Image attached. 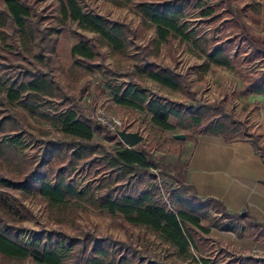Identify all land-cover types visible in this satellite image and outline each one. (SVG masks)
<instances>
[{
    "label": "trees",
    "instance_id": "1",
    "mask_svg": "<svg viewBox=\"0 0 264 264\" xmlns=\"http://www.w3.org/2000/svg\"><path fill=\"white\" fill-rule=\"evenodd\" d=\"M82 1L56 0V16L43 24L49 16L36 8L34 0H0V187L37 196L57 224L90 208L116 218L124 228L135 226L156 235L196 264H264V257L231 252L208 235L212 226L264 240V222L255 221L245 210L227 212L214 197L197 196L183 172L174 166L169 172L170 164L154 160L140 143L128 147L98 125L73 91V83L84 71L101 68L99 50L104 46L134 62L133 69L123 72L104 66L103 73L111 80L106 88L112 103L147 114L162 129L188 131L184 137L189 139L204 133L225 141L248 140L264 162L259 134L246 131L224 110L222 101L197 99L185 74L157 63L147 44L138 41L151 28L154 36L150 44L176 38L188 42L206 60L200 68L203 73L210 63L228 69L239 65L238 54L229 52L232 41L239 39L247 46L245 62L263 60L260 70L244 74L240 92L264 96L263 36L250 32L230 7V0H110L118 7L134 5L139 16L135 26L97 14L82 6ZM182 5L209 24L225 23L227 39L217 40L212 33L190 26ZM69 20L92 35L71 30L77 42L69 48L72 62L63 65L56 48L58 33L67 30ZM121 77L125 80L118 82ZM145 78L185 94L193 103L167 100L140 84ZM94 88L93 102L104 92L100 83ZM94 134L106 143L93 138ZM149 166L156 168L155 172ZM77 170L93 176L75 183L70 175ZM157 176L172 179L175 186L163 189ZM16 205L28 212L20 201ZM209 208L213 216L205 215ZM201 217L209 223L200 225ZM21 229L0 206V264H22L27 258L36 264H148L142 262L130 241L108 233L99 236L84 229L76 234L41 225L39 236L27 242L19 235ZM210 242L216 245L215 255L206 253L212 248ZM149 264L167 263L150 260Z\"/></svg>",
    "mask_w": 264,
    "mask_h": 264
},
{
    "label": "rangeland",
    "instance_id": "2",
    "mask_svg": "<svg viewBox=\"0 0 264 264\" xmlns=\"http://www.w3.org/2000/svg\"><path fill=\"white\" fill-rule=\"evenodd\" d=\"M34 1L36 8L44 15L49 16V19L45 20L43 24L56 16V0ZM82 6L93 10L97 14H105L113 20L130 23L132 26L139 23V16L133 4L118 7L110 0H83ZM230 7L244 24L250 28L252 34L261 35L264 38V0H230ZM183 9L190 26L201 28L206 34L212 33L217 40L224 41L227 39L229 31L221 20L214 24H209L206 20L200 19L196 11L186 8L185 5ZM67 25V30H62L58 33L56 48L60 62L63 65H68L71 62L69 47L77 42L71 30L81 32L85 36L92 35L88 30L82 29L75 21L69 20ZM153 36V29L149 28L141 35L138 41L147 44L152 51L151 55L154 60L159 64L168 65L185 74L189 88L195 92L197 99L204 102L222 101L224 110L241 122L246 131L259 134L258 142L264 147V98L252 95H250L252 97H248L247 94L240 92L244 74L260 70L263 67V60L252 59L250 62H245L243 58L247 46L237 39V41H232V48L229 52L231 56L238 54L240 58L239 65L233 69H228L210 63L207 69L201 73L200 68L205 64L206 60L203 55L196 53L188 42L176 38L168 42L150 44ZM99 52L103 55L101 68L97 70V68L91 67L89 70L84 71L79 79L73 83V91L76 95H79L81 106L89 117L91 110L94 108H100L107 113L117 115L125 125L131 130H136L141 135V140L138 143L145 150H148L154 160L168 162L170 164L168 167L169 172H171L172 166L182 172L191 144V139L184 137V134H187L188 131H183L176 127L173 129H162L153 124L147 114H143V112L134 108L112 103L109 89L106 88V84L111 83V80L105 77L103 73L105 71L104 66L111 70L123 72L133 69L134 62L122 54L106 49L104 46L100 48ZM129 54H133L132 51ZM124 80V77L117 79L118 82ZM139 82L148 87L150 91L165 97L167 100L186 104L193 103V100L185 94L165 88L148 78L140 79ZM96 83H100L103 86L104 92L98 95L93 102L92 95L95 91ZM168 121L173 123L172 118H169ZM33 122L34 120L31 119L30 123ZM40 123L43 124L42 122ZM175 134H182L183 137L178 140L174 137ZM93 138L101 139L99 134H94ZM21 140L24 144H27L25 137H22ZM103 142L105 141L103 140ZM107 144L110 145V143ZM262 152L264 154V148ZM149 170L155 172L156 168L149 166ZM92 176L79 170L70 175L75 183L84 182ZM157 180H162L161 187L163 189L175 186V182L170 178L157 176ZM18 201L27 208L28 212H23L17 207L16 202ZM0 206L5 208L17 220V223L22 226L19 235L27 242H31L39 236L38 231L41 225L46 228L50 226L60 227L68 233L76 234L81 230L89 229L95 235L100 236L108 233L126 242L127 240L130 241L138 250V255L143 259L142 262L148 261V264L150 260L166 262L167 264H196L190 257H183L177 254L172 247L162 242L156 235L143 232L142 228L135 226L126 225L124 228L119 225L116 218L109 216L103 211L90 208L81 209L72 215L71 220L57 224L49 218L44 203L37 196L22 195L18 191H12L4 187H0ZM205 215L213 216L214 211L209 208ZM198 223L205 226L209 223V219L201 217ZM234 228L237 230L239 228L238 224ZM227 249L240 253L248 251L242 248L227 247ZM191 255L193 256L194 254L191 253ZM222 257L226 258L227 255H222ZM22 264L36 263L27 258L23 260Z\"/></svg>",
    "mask_w": 264,
    "mask_h": 264
},
{
    "label": "crops",
    "instance_id": "3",
    "mask_svg": "<svg viewBox=\"0 0 264 264\" xmlns=\"http://www.w3.org/2000/svg\"><path fill=\"white\" fill-rule=\"evenodd\" d=\"M250 95L260 96L247 94ZM182 172L197 196L214 197L227 212L245 210L255 221L264 222V162L248 140L225 141L219 135L196 134L191 139ZM208 235L220 241L226 250H229L227 247L242 248L248 250L245 254L264 257V240H253L236 231L212 226ZM209 244L212 248L206 253L215 255V243Z\"/></svg>",
    "mask_w": 264,
    "mask_h": 264
},
{
    "label": "built area",
    "instance_id": "4",
    "mask_svg": "<svg viewBox=\"0 0 264 264\" xmlns=\"http://www.w3.org/2000/svg\"><path fill=\"white\" fill-rule=\"evenodd\" d=\"M90 117L105 130L116 133L119 129L131 130L117 115L105 112L100 108L91 110ZM119 140V139H118ZM120 141V140H119ZM121 142V141H120ZM122 143V142H121ZM125 145V144H124Z\"/></svg>",
    "mask_w": 264,
    "mask_h": 264
},
{
    "label": "water",
    "instance_id": "5",
    "mask_svg": "<svg viewBox=\"0 0 264 264\" xmlns=\"http://www.w3.org/2000/svg\"><path fill=\"white\" fill-rule=\"evenodd\" d=\"M115 136L126 146L131 147L141 140V135L136 130L119 129L116 131ZM175 138L181 139L182 134H175Z\"/></svg>",
    "mask_w": 264,
    "mask_h": 264
}]
</instances>
